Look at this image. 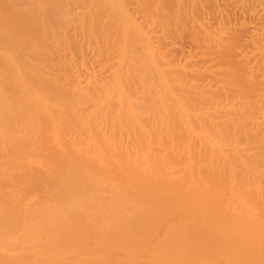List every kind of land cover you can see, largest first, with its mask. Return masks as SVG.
Listing matches in <instances>:
<instances>
[{"label": "bare ground", "instance_id": "6f19581e", "mask_svg": "<svg viewBox=\"0 0 264 264\" xmlns=\"http://www.w3.org/2000/svg\"><path fill=\"white\" fill-rule=\"evenodd\" d=\"M0 264H264V0H0Z\"/></svg>", "mask_w": 264, "mask_h": 264}, {"label": "rangeland", "instance_id": "374dc122", "mask_svg": "<svg viewBox=\"0 0 264 264\" xmlns=\"http://www.w3.org/2000/svg\"><path fill=\"white\" fill-rule=\"evenodd\" d=\"M247 20H249V19L247 18ZM250 20H251V19H250ZM252 23H253V24L251 25V27H249V28L251 29V30L249 29V32H250L251 36H252V33H254L253 31L255 30V26H256V24H255L254 22H252ZM254 24H255V25H254ZM249 26H250V25H249ZM252 27H253V28H252ZM256 28H257V27H256ZM239 29H240V28H238V29L236 28L235 30H233L234 33H236V34L233 33V35H232V34H231L232 31L230 32L231 35H230L229 37L232 36L230 41L234 42V41H233L234 38L236 39L235 41H237V39H238L240 36L243 37L244 34L246 35L245 32L242 33V32H240L241 29H240V30H239ZM237 30H239V32H240L241 35H240L239 33L237 34V32H238ZM241 31H242V30H241ZM255 31H256V30H255ZM249 32L247 31V35H246V36H248V37L250 36V35H248ZM242 34H243V35H242ZM234 35H235V36H234ZM236 35H237V36L239 35V36L237 37ZM246 36H244L243 38H245ZM233 37H234V38H233ZM241 37H240L239 39L242 41L243 38L241 39ZM248 37H247V39L250 40ZM250 38H251V37H250ZM245 39H246V38H245ZM184 44H186V45H185L186 47L184 46L185 49H184V48L182 49L183 52H185V53H186V52H189L188 50H189V47H190L191 45H190V44L188 45V42H187V41L184 42ZM181 47H183V43H182ZM181 47H180V49H181ZM179 52H180V51H179ZM181 52H182V51H181Z\"/></svg>", "mask_w": 264, "mask_h": 264}]
</instances>
